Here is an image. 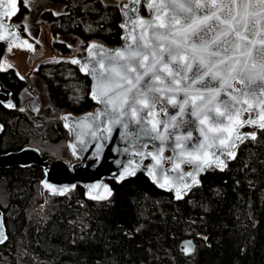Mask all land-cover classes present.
Masks as SVG:
<instances>
[{"label": "trees", "instance_id": "obj_1", "mask_svg": "<svg viewBox=\"0 0 264 264\" xmlns=\"http://www.w3.org/2000/svg\"><path fill=\"white\" fill-rule=\"evenodd\" d=\"M50 1L65 11L41 9L37 22L48 25L52 47L61 54L84 50L92 41L121 44L117 0ZM28 12L20 0L12 17L26 38L22 23ZM141 12L146 14L143 6ZM70 38L77 45L68 44ZM4 54L0 42V59ZM35 74L45 101L39 109H27L21 104L26 81L13 69H0V81L13 100L10 108L0 104V154L32 146L49 158V147L70 138L61 115L95 106L89 76L65 58L40 62ZM70 83L85 86L84 95L78 97ZM255 133L256 139L249 135L240 143L223 170H205L180 199L139 172L119 182L108 180L110 196L104 201L86 199L80 185L48 195L43 219L30 214L40 195L42 168H0L7 235L0 244V264H264V129ZM189 237L195 251L186 256L180 243Z\"/></svg>", "mask_w": 264, "mask_h": 264}, {"label": "snow or ice", "instance_id": "obj_2", "mask_svg": "<svg viewBox=\"0 0 264 264\" xmlns=\"http://www.w3.org/2000/svg\"><path fill=\"white\" fill-rule=\"evenodd\" d=\"M26 2L31 4L34 0ZM152 2L158 5L155 9L157 20H162L161 9L172 6L170 19L162 20L159 24L156 20L141 21L142 25H146V29L142 30L138 37L133 38L134 45L126 42L123 48H117L110 53L101 52L102 58L96 63L103 65L106 58L109 61L107 68L104 72L92 69L95 79L92 98L104 105L102 113L97 115L107 116L111 125H120L124 129L128 128L131 119H135L136 124L141 125L135 133L137 138L147 135L152 140L161 141L157 148L158 154L163 153L164 143L175 136V148L181 149V156L190 157L184 161L185 163L192 164L199 158L198 153L206 155V148L215 146L217 142L228 148L227 154L234 157L235 153L230 150L231 145L228 143L235 131L232 124L235 117L247 110L239 105L243 102L251 109L253 105L248 103L247 98L252 97L257 98V106L264 108V38H259L264 34V28L257 30L247 19L252 15L247 8L253 0H152ZM255 2L264 6V0ZM5 4L12 5V15L18 11V0H0V19L7 14L2 10ZM232 5L243 6L245 11L243 13L239 10L234 11ZM134 6L135 0L132 7ZM132 19L130 18V21ZM4 27L0 22V28ZM147 29H152L150 34ZM247 33H251V37ZM257 43L260 45L259 48H256ZM237 54L246 59L241 62L236 58ZM181 61L184 62V67H181ZM72 63L76 64L78 61L73 60ZM188 73H192L191 77ZM189 79L191 83L183 86L181 82ZM230 80L244 85L239 96L234 94L235 89L229 83ZM195 84H200L201 88L193 91ZM168 93H183V98L178 102L175 95H167ZM162 101L165 112L167 104L178 108L180 115L185 114L186 108H190L189 114L196 117L203 126L199 131L205 142L193 143L189 147L185 141L192 140L191 132L183 137L169 132V123L172 128L180 126L175 122L176 116H170L169 121L163 123V128L160 127L161 122L149 120L148 117L154 115L155 106ZM260 119L264 120V114ZM244 123L255 121L249 120ZM147 124H151L152 127H146ZM259 127L264 129V123H260ZM107 131L111 132V128ZM153 133L155 135H152ZM93 135L95 136V132ZM248 135L256 139L255 132ZM235 139H240V136L237 135ZM153 158L155 159V156ZM204 163L209 162L205 160ZM215 163L223 170V161L216 159ZM194 167L196 172L202 170L200 165ZM187 175L192 178V183H199L193 172ZM45 186L48 187L47 183ZM176 197L181 198L179 189ZM4 239L6 237L0 233V243H3Z\"/></svg>", "mask_w": 264, "mask_h": 264}, {"label": "water", "instance_id": "obj_3", "mask_svg": "<svg viewBox=\"0 0 264 264\" xmlns=\"http://www.w3.org/2000/svg\"><path fill=\"white\" fill-rule=\"evenodd\" d=\"M134 0H127L122 11V42L117 46H108L98 41L90 42L84 51V54L80 56L66 57V60L72 63L73 60L78 61L74 64L78 66L83 74H87L90 78V92L89 96L95 103V107L80 114H73L71 112L64 113L62 115L63 125L70 133V141L68 143V149L74 157V161L70 164L60 159H51L43 157L39 150L32 146H26L18 151H12L0 154V168H9L14 166H38L42 168L44 176L40 181V188L43 198L46 195H62L68 191L74 189L80 185L85 189V197L88 200L104 201L110 196V186L108 180H115L117 182L128 179L137 173H143L154 185L164 191L172 192L176 197L177 189H179L181 197L191 190L198 183H192V178L187 175L189 172L195 174L197 181H200L201 175L205 170L210 167L220 168L216 163V159L224 162V166L227 161L232 160L234 157L227 154L228 148L217 142L215 146L206 148V155L204 153H198L199 158L194 160L192 164L185 163V160L190 159L187 156H181V149L175 148L176 139L175 136L170 137L167 142L164 143V151L162 154L157 153V148L161 145L160 140H152L150 136L142 135L137 138L135 133L141 125L136 124L135 119H131L127 129L122 128L120 125L113 126L109 123L108 117L105 115H97L102 113L104 105L92 98L93 86L95 84L94 75L92 69L96 68L97 72H104L107 68L109 61L104 58V64L96 63L102 57L101 52L110 53L117 48H123L125 43L135 44L134 37H138L142 30L146 29V25H142L141 21L156 20L159 24L162 20H169L172 11L169 6L168 9H161L162 20H157L155 15V9L157 4H153L152 0H135V6L132 7ZM141 4H144L148 10L147 15H143L140 11ZM152 5V6H150ZM234 11L239 10L244 12L243 6L232 5ZM264 6L258 4L253 0V3L248 6L247 11L252 13L247 19L250 24H254L257 30L264 28ZM7 12L0 22L5 26L0 28V42L5 43L6 48L11 46L32 50L33 44L23 37L17 30L14 29L11 24V19L14 15L12 12V5L5 4L4 9ZM166 13V15H165ZM182 15L181 13H178ZM130 18H133L130 21ZM239 19V17H238ZM212 23H216L212 21ZM157 31H164V29H156ZM148 33L152 29H147ZM251 37V33H247ZM259 38H264V34H261ZM25 41L27 43H25ZM30 45V47H29ZM260 45L257 43L256 48ZM231 52V49H230ZM255 55V49H253ZM237 59L243 62L246 58L237 54ZM217 59V58H213ZM73 64V63H72ZM181 67H184V62H180ZM196 65H193L195 70ZM192 73H188L191 77ZM147 79V78H146ZM179 79V77H177ZM208 79V78H206ZM183 86H187L191 83V79L181 82ZM215 84L216 82L213 81ZM232 84V88L235 89V95L239 96L244 85L237 81H229ZM197 88H201L200 84L193 85V91ZM231 91V89H229ZM167 95H175L177 101L183 98V93H168ZM223 97V93H221ZM207 98V94H205ZM248 103L253 107L249 109L248 104L241 103L239 107L247 109L242 114L234 118L232 127L235 131L232 133L231 140L228 143L231 145L230 150L236 154L239 144L248 137L249 133H242V128L250 126L254 129H260L259 124L264 123V120L260 119V116L264 114V108L257 106V98L248 97ZM0 104L13 105V100L10 96V91L4 87L0 81ZM10 106V107H11ZM6 107V108H10ZM111 107V106H109ZM153 116H149L148 119L153 122L159 121L160 127L163 128V123L169 121L170 116H176V123L179 127L172 128L169 123L168 131L174 132L176 136L183 137L188 132L192 133V140L185 141L191 146L193 143L205 142L204 136L201 135L199 129L203 127L200 125L199 120L191 116L190 108H186L185 114L180 115L178 108L172 104H167V112H165L164 102L157 104L153 109ZM91 114V115H90ZM143 115V113H141ZM128 119V118H125ZM254 120L255 123H244L245 121ZM183 121V123H181ZM151 128V124L145 125ZM111 128V132L107 129ZM2 126L0 124V132ZM95 132V136L93 135ZM127 133V135H125ZM152 135H155L153 133ZM167 135V133H166ZM227 135V133H225ZM239 135L240 139H235ZM234 141V144H233ZM175 148V150H173ZM223 152L224 154H220ZM151 153L152 155H149ZM155 156V159L153 158ZM207 160L209 163L205 164ZM194 165H200L202 170L195 171ZM47 183L48 187L45 186ZM186 185H188L186 187ZM93 197H96L93 199ZM0 233H3L7 238L6 229L3 220V213L0 210ZM6 239H4L3 243ZM190 242V243H189ZM2 244V243H0ZM181 251L184 255L190 256L195 251V242L193 238L189 237L183 239L180 243Z\"/></svg>", "mask_w": 264, "mask_h": 264}, {"label": "rangeland", "instance_id": "obj_4", "mask_svg": "<svg viewBox=\"0 0 264 264\" xmlns=\"http://www.w3.org/2000/svg\"><path fill=\"white\" fill-rule=\"evenodd\" d=\"M19 1L20 0H18V4ZM117 2L120 7V11H124L125 8L123 7V5H125L127 0H117ZM24 3L27 5L29 12L23 20L22 27L27 32V37L33 39L32 42L34 44V48L32 51H28L11 46L1 58L0 68L4 70L9 68L13 69L20 78L26 81V87L21 92V104L24 106V108L26 107L27 109H39L44 105L45 100L43 98L42 83L36 77L35 67L42 61L55 63L62 56H80L84 53L85 49L83 50L76 48L72 50L68 55L61 54L59 51L55 50L52 47L53 38L49 31L48 25H38V13L41 9H50L55 13H62L65 11L62 5L50 0H34V2L31 4H28L26 0H24ZM142 6L145 8L147 14L148 10L144 6V4H141V7ZM10 21L14 29L19 31L18 24L13 22L12 19ZM66 42L71 46H74L75 44L77 45L78 43L75 38H70ZM70 89H72V91H75L78 97H82L86 91L85 86L73 83H70ZM241 131L242 133H253L256 131V129L251 128L250 126H246ZM246 138L248 137H245L244 140ZM69 141L70 138L67 141L49 147V150L47 152L49 158L53 160L60 159L67 162L68 164L72 163L74 161V157L68 149ZM45 147L47 148V145ZM39 193V198L36 199V202L30 212L31 216L35 219H43L46 216L47 213L45 210V206L49 202L48 195L46 196V198H43L41 191Z\"/></svg>", "mask_w": 264, "mask_h": 264}, {"label": "crops", "instance_id": "obj_5", "mask_svg": "<svg viewBox=\"0 0 264 264\" xmlns=\"http://www.w3.org/2000/svg\"><path fill=\"white\" fill-rule=\"evenodd\" d=\"M1 69V68H0ZM3 70V69H2Z\"/></svg>", "mask_w": 264, "mask_h": 264}, {"label": "bare ground", "instance_id": "obj_6", "mask_svg": "<svg viewBox=\"0 0 264 264\" xmlns=\"http://www.w3.org/2000/svg\"><path fill=\"white\" fill-rule=\"evenodd\" d=\"M186 239V238H185Z\"/></svg>", "mask_w": 264, "mask_h": 264}]
</instances>
